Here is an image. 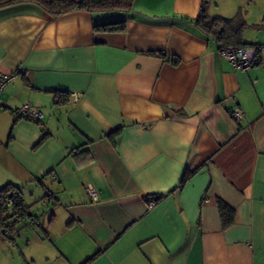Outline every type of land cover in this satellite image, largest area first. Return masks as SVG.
<instances>
[{
  "label": "crops",
  "instance_id": "1",
  "mask_svg": "<svg viewBox=\"0 0 264 264\" xmlns=\"http://www.w3.org/2000/svg\"><path fill=\"white\" fill-rule=\"evenodd\" d=\"M198 7L136 0L131 15L57 17L29 3L0 8V74L10 76L0 187H20L38 222L14 244L0 235V264H80L95 253L90 264H264V67L223 59L184 19ZM262 14L245 20L263 26L243 40L264 63ZM115 20L123 33L94 32ZM26 104L40 121L12 114ZM187 169L197 171L180 185ZM145 196L157 197L151 210ZM218 200L234 210L228 226Z\"/></svg>",
  "mask_w": 264,
  "mask_h": 264
},
{
  "label": "trees",
  "instance_id": "2",
  "mask_svg": "<svg viewBox=\"0 0 264 264\" xmlns=\"http://www.w3.org/2000/svg\"><path fill=\"white\" fill-rule=\"evenodd\" d=\"M214 0H199L198 13L194 18L184 19L190 21L207 39H211L217 45V48L222 47H244L259 45L249 44L243 40V32L248 27L255 29L260 28L263 24L248 25L240 13H236L232 17L211 16L209 8ZM29 3L39 6L44 12L52 17L65 15L75 10H83L88 13H107L115 12L125 15H131L135 0H0V8H5L14 4ZM125 21L115 20L101 24H95L94 32L102 33H123L125 31ZM164 55L163 53H159ZM172 63H177L178 60L171 57ZM21 73L20 71H18ZM56 103H64L66 96L57 94ZM65 98V99H64ZM197 171V169H187L181 179L180 185H183ZM20 187L7 184L0 187V235L7 241L14 244V237L19 231L28 225H33L38 222L28 212L22 200ZM157 202V197L147 196ZM10 202V205H7ZM217 206L224 226L232 223L234 218V210L224 202L218 200ZM98 253H95L80 264H90Z\"/></svg>",
  "mask_w": 264,
  "mask_h": 264
},
{
  "label": "built area",
  "instance_id": "3",
  "mask_svg": "<svg viewBox=\"0 0 264 264\" xmlns=\"http://www.w3.org/2000/svg\"><path fill=\"white\" fill-rule=\"evenodd\" d=\"M259 49L255 46H244V47H222L219 49V53L223 59L232 64L234 68L240 70H247L253 65L259 67H264L263 61L259 56ZM9 75L0 74V90L4 84L8 81ZM14 116L17 118H22L29 121H40L42 118V113L38 110H34L29 105H23L17 109L11 111ZM230 117L235 120H240L243 117V112L239 107H235L233 110L229 111ZM87 197L91 202L97 200V193L92 187H86L85 189ZM146 210H151L156 201L150 197H144ZM7 205H10V202H7Z\"/></svg>",
  "mask_w": 264,
  "mask_h": 264
},
{
  "label": "rangeland",
  "instance_id": "4",
  "mask_svg": "<svg viewBox=\"0 0 264 264\" xmlns=\"http://www.w3.org/2000/svg\"><path fill=\"white\" fill-rule=\"evenodd\" d=\"M212 5L217 8L216 12L223 11L224 14H230L229 11L233 10V12L240 13L243 16L244 21L246 20V22L254 18L256 19L257 13L261 11L264 14V0H214ZM236 13L233 14L235 15ZM32 202H34V205H31V214H33V216H37L42 212L37 209L39 207L41 208V204L39 206H36L38 202L37 199H34ZM21 232L22 234H24L28 231H26L25 229Z\"/></svg>",
  "mask_w": 264,
  "mask_h": 264
}]
</instances>
